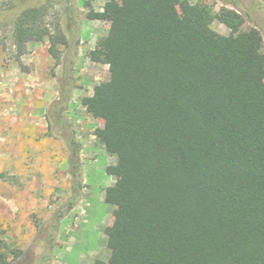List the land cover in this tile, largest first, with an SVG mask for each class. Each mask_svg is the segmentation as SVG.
Returning a JSON list of instances; mask_svg holds the SVG:
<instances>
[{"label":"trees","instance_id":"trees-1","mask_svg":"<svg viewBox=\"0 0 264 264\" xmlns=\"http://www.w3.org/2000/svg\"><path fill=\"white\" fill-rule=\"evenodd\" d=\"M120 1L105 5L111 24L89 55L109 67L110 82L80 100L117 158L104 198L115 208L114 264H264L260 31L241 30L242 17L225 8ZM46 17L44 7L24 11L14 39H51ZM215 20L231 33L212 36ZM11 256L21 252L0 233V264Z\"/></svg>","mask_w":264,"mask_h":264},{"label":"rangeland","instance_id":"rangeland-1","mask_svg":"<svg viewBox=\"0 0 264 264\" xmlns=\"http://www.w3.org/2000/svg\"><path fill=\"white\" fill-rule=\"evenodd\" d=\"M108 2L121 1L0 0V233L21 252L10 264H114L115 208L104 198L117 158L95 135L103 121L80 102L110 82L109 67L89 58L108 33ZM203 5L237 12L241 30L260 31L264 52L263 1L183 0L177 9ZM40 7L52 38L17 42L23 12ZM89 12L102 19L88 20ZM209 33L227 36L231 28L215 20Z\"/></svg>","mask_w":264,"mask_h":264}]
</instances>
